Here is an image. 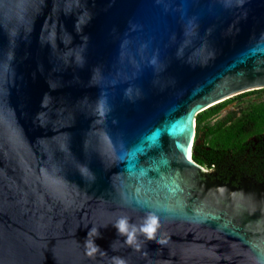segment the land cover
I'll list each match as a JSON object with an SVG mask.
<instances>
[{"label":"water","instance_id":"water-1","mask_svg":"<svg viewBox=\"0 0 264 264\" xmlns=\"http://www.w3.org/2000/svg\"><path fill=\"white\" fill-rule=\"evenodd\" d=\"M262 89L264 0H0V264H264V185L190 156ZM149 214L161 243L125 244Z\"/></svg>","mask_w":264,"mask_h":264},{"label":"trees","instance_id":"trees-1","mask_svg":"<svg viewBox=\"0 0 264 264\" xmlns=\"http://www.w3.org/2000/svg\"><path fill=\"white\" fill-rule=\"evenodd\" d=\"M264 95V89L251 91L236 96L258 98ZM228 101H223L200 112L195 119L193 143L190 147L191 159L202 167L211 163L223 164L227 153L239 154L245 145L244 141L254 134L264 131V102L245 104L238 115L227 113L223 118L215 119L219 110Z\"/></svg>","mask_w":264,"mask_h":264},{"label":"flooded vegetation","instance_id":"flooded-vegetation-1","mask_svg":"<svg viewBox=\"0 0 264 264\" xmlns=\"http://www.w3.org/2000/svg\"><path fill=\"white\" fill-rule=\"evenodd\" d=\"M235 97L226 100L228 102L219 112L227 105L235 104L236 107L231 112L235 113L234 117H236L239 109L245 104L242 101L249 100L251 103L264 102L263 95L258 98L246 96L247 99H244V97L236 99ZM244 144L241 153L236 155L233 153L225 154L223 164L211 163V166L203 167L208 179L229 184L236 189L240 188L241 181L247 184L264 185V131L249 136L244 141Z\"/></svg>","mask_w":264,"mask_h":264},{"label":"clouds","instance_id":"clouds-1","mask_svg":"<svg viewBox=\"0 0 264 264\" xmlns=\"http://www.w3.org/2000/svg\"><path fill=\"white\" fill-rule=\"evenodd\" d=\"M118 234L121 236H125L126 240L124 241L125 244L132 246L136 245L137 249H139L140 245L137 241V232L143 235L145 240L147 241H156V243H161L160 240L156 239L157 230L160 227L159 218L154 214H149L144 222L137 228L136 225H130L129 220L127 217L120 218L114 225H113ZM92 236L98 237L99 233L96 228H92L88 232V237L85 240L84 246L86 250V254L92 256L96 252H101L102 254H106L105 252L101 251L99 247L94 243V239H91ZM114 264H126V262L119 257H112Z\"/></svg>","mask_w":264,"mask_h":264},{"label":"rangeland","instance_id":"rangeland-1","mask_svg":"<svg viewBox=\"0 0 264 264\" xmlns=\"http://www.w3.org/2000/svg\"><path fill=\"white\" fill-rule=\"evenodd\" d=\"M264 97V95H263ZM250 98V97H249ZM244 99H247V97L245 96ZM235 104H231V105H227L224 109H222L218 116L216 117V119H220L223 118L225 116L226 113L231 112L233 110V108H235Z\"/></svg>","mask_w":264,"mask_h":264},{"label":"bare ground","instance_id":"bare-ground-1","mask_svg":"<svg viewBox=\"0 0 264 264\" xmlns=\"http://www.w3.org/2000/svg\"><path fill=\"white\" fill-rule=\"evenodd\" d=\"M201 109H203V107H201ZM201 109H200V110H201Z\"/></svg>","mask_w":264,"mask_h":264}]
</instances>
